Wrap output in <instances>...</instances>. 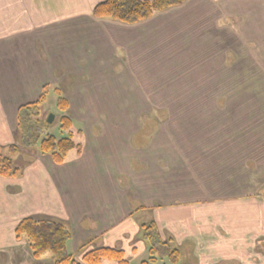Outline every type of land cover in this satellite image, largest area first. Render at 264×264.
Segmentation results:
<instances>
[{"label": "crops", "instance_id": "0c3cea01", "mask_svg": "<svg viewBox=\"0 0 264 264\" xmlns=\"http://www.w3.org/2000/svg\"><path fill=\"white\" fill-rule=\"evenodd\" d=\"M103 1L0 0V145L12 143L19 108L38 99L45 86L104 87L100 81L108 82V57L117 51L112 30L125 32L122 36L131 37L141 50L142 44L158 42L156 58H173L163 62L167 70L177 73L193 94L204 91L203 96L151 104L200 107L179 114L184 126L172 124L175 114L171 118L168 113L169 129L157 124L152 140L131 146L136 153L111 150L108 155L106 125L83 128L82 155L60 165L51 159L38 162L19 177L23 186L15 184L19 178L0 177V209L10 214L25 206L28 216L66 223L72 232L70 249L93 240L92 247L126 252L148 248L138 240L141 229L127 226L129 218L148 211L162 237H173L183 249L182 264H264V121L237 106L232 110L237 114L227 120L226 105L241 103L220 95L226 86H239L240 73H264V52L245 48L242 54L240 49L242 41L252 44L240 34L252 20L242 14V2L264 10V0H187L135 24L95 18L92 11ZM133 53L140 65L155 58ZM241 56L249 60L244 65ZM162 131L168 132L167 139ZM138 133L144 129L130 141L136 142ZM163 178L169 190L162 196ZM114 194H119L116 199ZM14 233L15 227L0 228V247L17 245ZM132 241L137 244L128 248Z\"/></svg>", "mask_w": 264, "mask_h": 264}, {"label": "rangeland", "instance_id": "374dc122", "mask_svg": "<svg viewBox=\"0 0 264 264\" xmlns=\"http://www.w3.org/2000/svg\"><path fill=\"white\" fill-rule=\"evenodd\" d=\"M241 12L242 14L246 13L249 18L252 17V20L250 22H246L242 25L240 31L242 38L245 40H251L252 44L248 41H242L240 45L241 52L242 54H244V50H246L245 48H247L251 51H256L257 54H261L262 52H264V13L262 14L264 10H261L260 8H258V6L255 7L254 2L252 1H243ZM247 21H249V19ZM109 34L111 36H115V40L113 41V43L115 44V48L117 49V51L112 56L108 57V77L106 76L107 79L104 78V81L108 80V82H101L103 81V79H101L100 81L101 84H104V87L97 89H69L67 86L71 83L62 84L61 86H63V88H57L55 86L47 85L45 87L49 90L48 98L41 106L40 115L38 118L46 122L48 117L51 114H54L55 118L51 123V131L53 133L59 134L60 118L62 116V113L57 107V95L54 91L56 89H61L64 96L70 102V109L68 114L74 121L76 128L82 131L83 128L101 129V127L103 126L100 125V123H104L106 125L104 128L108 130V150L110 149L108 151V155L112 154V151L116 152L119 150L121 152L132 150V153H136L134 149H131V146L133 148H136V145L139 142L143 143L144 140H146V142L148 143L149 140H152V135L159 124L165 125V127L168 128V120H165V118L167 119L168 113H172L173 116L171 118H173L175 114L176 120L173 121L172 124L177 123L181 125L183 123L184 126L185 121H182L184 117L180 116L179 114L191 111L192 108L200 107L192 105L158 106L151 104V102L158 99L161 100L163 98L168 100L169 98L176 97L186 98L188 96L194 95L203 96L204 91L201 92L200 90H196L193 94V91L190 88H187L184 80H178L177 73L173 72L171 68L167 70L168 67H165L163 62L165 63V61H167L166 63H169V61L173 58L169 57L167 60L165 58H156V53H160L158 42L152 41L150 43L151 45L142 44L143 47L141 50L140 44L136 43L135 46V43L133 42L131 37L122 36L125 34V32L120 30H112L111 32H109ZM129 34L131 35L132 33L129 32ZM117 38H119V41H117ZM118 42L121 43L120 47L118 46ZM225 43L231 46L230 42L225 41ZM152 45L155 46V48ZM135 50L136 52L140 53V55L144 53V57L147 59L154 56L155 58H153V60H147V63L144 65H140L138 63V60L134 57L133 51ZM238 59L240 60L242 65H244L245 62L249 61L246 56L238 57ZM157 61L161 63L158 64ZM256 61L258 62V59H256ZM240 78L241 81L238 87L226 86L220 90V95H223V97L235 98L237 102L241 103L240 106L226 105V108H230V113L228 114L227 120L231 121V119L233 118L232 116L237 114L232 112V110H234V108L237 106V109H245L244 112L246 113L256 112L258 119L263 122L264 73H240ZM186 82L188 83L189 81ZM65 84L66 88H64ZM211 91L214 90H210V92L208 90V93H212ZM37 100L38 99H35L30 103H33ZM143 101H145V104L142 103ZM250 102H256V104H249ZM164 121H166V123ZM140 129H144V134L138 133L136 142L135 140L130 141L135 132ZM97 131L98 130H95L93 132ZM16 133L17 126L15 134ZM161 134L162 137H165V139L168 138V132L164 133L162 131ZM11 139V144H14L15 138H10L9 140ZM79 139L83 143H85L84 134ZM124 140H126L127 142H125ZM121 141H123V143ZM127 143L129 144L130 148L125 146L127 145ZM183 148L185 149L186 147L183 145ZM22 151H24L25 153V158H23V156L19 157V155H17L16 153L11 154L8 149H4L3 151L5 155H11L12 157H14V159L18 160V163L23 167L22 174L31 170V168H34V166L38 167V162L42 163V161L46 162L47 159H51V157L47 155L42 156L35 154L34 151L31 150V148H24L22 149ZM148 152L150 155L152 152L151 147L146 149V156L148 155ZM75 155V150H72L68 157L72 160ZM33 156H36V159L34 158L35 160L32 163H29L28 161H30ZM27 159L28 161H26ZM44 168H46V166ZM161 180L162 185L160 194L163 196L169 190L168 179L163 178ZM15 181V184L20 183L22 184V186L24 185V183L22 182L24 181V179ZM3 191H5V187L3 188ZM117 195L114 194L115 199ZM176 197L178 201L182 198V190H179L177 192ZM66 199H69L71 201L72 197L67 195ZM0 200V202H2L3 198ZM8 202L9 201H6L4 205L6 206ZM24 202L25 201H21V203ZM14 204L16 205L19 203L15 201ZM115 204L116 202L115 200H113V205L115 206ZM3 209L8 210V208L0 209V215L2 214V217L0 218V228H14L21 220L27 217H32L28 216L30 212L25 206H22L21 208H14V211H12L10 214ZM151 219L152 217L150 216V213H148V211H141V213L137 214L136 217H131L127 220V226L129 228H133L132 226L135 225L134 227L141 229L142 224L145 222H149V220ZM10 231H12V229ZM140 232L138 240L143 241L142 237L140 236ZM103 236L105 237L106 234L104 233ZM25 241V238L20 239L19 243H17V245L12 248L9 246L0 247V264H54L51 253H46L41 259L36 260L33 257L32 252H30V249L28 248V245L25 243ZM135 244L137 243L134 241L130 242L128 248H130L131 246H135ZM92 246H90L89 248H92ZM94 246L96 247V245ZM145 246L147 247L146 243ZM78 249L79 247H77L76 249L72 247L71 252L75 254L79 260H81V253L78 251ZM126 254L130 260V264H140L142 261L149 260V258L151 257L148 248L144 250L142 246L139 249H134L131 252H126ZM7 255H10L9 258H7ZM22 256L24 257L23 259L20 258ZM26 256H28L29 259L25 258ZM16 258L18 259L15 261ZM112 263L116 264L115 262ZM104 264H108V262H105ZM157 264L172 263L169 259H165L159 260Z\"/></svg>", "mask_w": 264, "mask_h": 264}, {"label": "trees", "instance_id": "16d2710c", "mask_svg": "<svg viewBox=\"0 0 264 264\" xmlns=\"http://www.w3.org/2000/svg\"><path fill=\"white\" fill-rule=\"evenodd\" d=\"M187 0H105L98 3L92 15L97 19H111L125 24H135L152 18L156 13L178 7ZM57 107L62 113L59 134L51 131V124L39 119L40 108L48 98L49 90L44 87L37 101L22 105L18 110L17 133L15 143L0 145V177L18 178L23 167L11 155H5L4 149L11 154L25 158L24 148H31L35 154L50 156L54 163L60 165L68 160L72 150L80 156L84 143L79 139L83 131L76 128L69 116L70 102L61 89H56ZM32 158L30 159V161ZM28 161V159H27ZM29 162V161H28ZM18 239L25 238L36 260L46 253H51L54 264H130L126 251L116 247L92 246L93 240L79 246V260L70 249L72 232L68 225L57 220L27 217L21 220L15 229ZM140 236L146 243L151 257L140 264H157L159 260H170L180 264L184 251L177 246L173 237L163 238L154 220L141 226Z\"/></svg>", "mask_w": 264, "mask_h": 264}, {"label": "water", "instance_id": "95a60500", "mask_svg": "<svg viewBox=\"0 0 264 264\" xmlns=\"http://www.w3.org/2000/svg\"><path fill=\"white\" fill-rule=\"evenodd\" d=\"M54 118H55V115H54V114H51V115L48 117L47 122H48L49 124H51V123L53 122Z\"/></svg>", "mask_w": 264, "mask_h": 264}, {"label": "flooded vegetation", "instance_id": "af4514ba", "mask_svg": "<svg viewBox=\"0 0 264 264\" xmlns=\"http://www.w3.org/2000/svg\"><path fill=\"white\" fill-rule=\"evenodd\" d=\"M262 193H264V190H262ZM15 229H16V227H15ZM15 234V233H14ZM15 237H16V234H15ZM16 239L18 240V241H20V239H18L17 237H16ZM25 243L28 245V243H27V241H25ZM28 248H29V245H28ZM30 249V248H29ZM30 252H31V250H30Z\"/></svg>", "mask_w": 264, "mask_h": 264}]
</instances>
